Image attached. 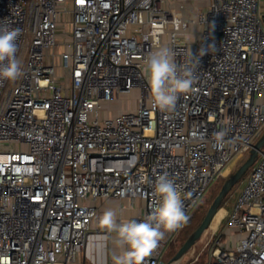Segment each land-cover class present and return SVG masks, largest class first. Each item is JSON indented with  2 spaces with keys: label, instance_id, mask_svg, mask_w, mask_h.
Wrapping results in <instances>:
<instances>
[{
  "label": "built area",
  "instance_id": "1",
  "mask_svg": "<svg viewBox=\"0 0 264 264\" xmlns=\"http://www.w3.org/2000/svg\"><path fill=\"white\" fill-rule=\"evenodd\" d=\"M185 9L176 0H0V25L21 30L23 71L0 82V264L75 262L95 202L141 199L144 211L127 220L143 221L164 173L189 217L214 177L249 153L264 132L262 0H208L192 18ZM158 46L196 77L171 113L153 107L147 82L144 60ZM133 90L134 109L103 113ZM256 161L228 216L233 233L205 264H264V149ZM184 227L145 264H161Z\"/></svg>",
  "mask_w": 264,
  "mask_h": 264
},
{
  "label": "clouds",
  "instance_id": "2",
  "mask_svg": "<svg viewBox=\"0 0 264 264\" xmlns=\"http://www.w3.org/2000/svg\"><path fill=\"white\" fill-rule=\"evenodd\" d=\"M20 34L19 28L0 25V82H14L23 75L16 55V41ZM144 63L153 107L161 112H173L180 95L193 90L196 82L193 70L179 66L174 53L166 46H158ZM213 135L216 145L222 147L226 133L220 131ZM154 193L159 198L158 202L143 221L118 222L117 213L111 208L101 215L99 224L109 233L116 234L113 242L122 250L120 255L113 256L114 264H145L146 258L157 249L166 233L174 232L187 223L189 217L184 211L181 193L167 173L156 178Z\"/></svg>",
  "mask_w": 264,
  "mask_h": 264
},
{
  "label": "rangeland",
  "instance_id": "3",
  "mask_svg": "<svg viewBox=\"0 0 264 264\" xmlns=\"http://www.w3.org/2000/svg\"><path fill=\"white\" fill-rule=\"evenodd\" d=\"M176 1L186 5L184 15L188 18L195 17L200 11H203L208 3V0H176ZM261 11L264 15V0H262ZM198 29L199 26L196 27L191 26L189 31L194 32V30L197 31ZM193 38L194 35L191 36V39ZM138 95L139 92L137 90H133L129 93L123 94L118 100L108 103L105 106L103 113L105 115H109V114L113 115V114H117L122 110L134 109L137 106ZM246 156L231 163L227 167L223 175H216L214 177V179L210 184V187L208 188L206 195L203 197L200 203L192 210L191 214L189 215L187 227L185 229H182L178 233L176 238L167 246L163 255L164 261H168L176 254L178 249L187 239L189 232L192 231L202 221L214 198L219 193L226 178L230 175V173L234 172L243 163ZM254 164L250 167L247 173L234 185L232 190L229 192V194L223 201L216 217L212 221L211 225L204 231V233L197 240V242L176 264H205L206 261L211 257L212 250L216 247L217 245L216 242L218 238L222 237V239H226L229 235H231V233H233V230L228 225V216L229 213L233 210L238 198L241 196L243 189L248 184Z\"/></svg>",
  "mask_w": 264,
  "mask_h": 264
},
{
  "label": "crops",
  "instance_id": "4",
  "mask_svg": "<svg viewBox=\"0 0 264 264\" xmlns=\"http://www.w3.org/2000/svg\"><path fill=\"white\" fill-rule=\"evenodd\" d=\"M99 208L93 219L84 251L75 262L69 264H114L113 256L120 255L121 249L113 242L115 233H109L99 224V219L106 209L117 213V221L122 222L144 211V201L135 199L120 200L114 197L99 198L95 202Z\"/></svg>",
  "mask_w": 264,
  "mask_h": 264
},
{
  "label": "water",
  "instance_id": "5",
  "mask_svg": "<svg viewBox=\"0 0 264 264\" xmlns=\"http://www.w3.org/2000/svg\"><path fill=\"white\" fill-rule=\"evenodd\" d=\"M264 148V132L254 143L253 147L249 151L243 163L224 181L219 193L214 198L208 211L198 227L187 237L181 247L178 249L176 254L168 261H161V264H176L182 257L189 251V249L197 242L202 236L204 231L211 225L215 215L218 213L223 201L232 190L234 185L247 173L250 167L256 162L259 152Z\"/></svg>",
  "mask_w": 264,
  "mask_h": 264
},
{
  "label": "trees",
  "instance_id": "6",
  "mask_svg": "<svg viewBox=\"0 0 264 264\" xmlns=\"http://www.w3.org/2000/svg\"><path fill=\"white\" fill-rule=\"evenodd\" d=\"M187 223H188V221H187ZM187 223L185 224V227H184L183 229H185V228L187 227ZM199 224H200V223H199ZM199 224H198V225H199ZM198 225H197L192 231L189 232V235H190V234H191V233H192V232L198 227ZM189 235H188V236H189Z\"/></svg>",
  "mask_w": 264,
  "mask_h": 264
},
{
  "label": "bare ground",
  "instance_id": "7",
  "mask_svg": "<svg viewBox=\"0 0 264 264\" xmlns=\"http://www.w3.org/2000/svg\"><path fill=\"white\" fill-rule=\"evenodd\" d=\"M216 215H217V214H216ZM216 215H215V217H216ZM215 217H214V218H215ZM213 220H214V219H213Z\"/></svg>",
  "mask_w": 264,
  "mask_h": 264
}]
</instances>
